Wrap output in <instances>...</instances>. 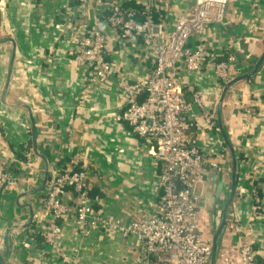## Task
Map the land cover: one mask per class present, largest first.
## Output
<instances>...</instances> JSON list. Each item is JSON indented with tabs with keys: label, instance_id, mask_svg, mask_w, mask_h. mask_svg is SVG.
Instances as JSON below:
<instances>
[{
	"label": "crops",
	"instance_id": "1",
	"mask_svg": "<svg viewBox=\"0 0 264 264\" xmlns=\"http://www.w3.org/2000/svg\"><path fill=\"white\" fill-rule=\"evenodd\" d=\"M106 1L96 10L78 0H0V161L11 176L0 191V248L9 226L29 222L9 232L8 251L0 253L3 264H62L61 254L43 241V231L52 218L44 203L46 186L40 188L45 176L43 155L48 160V175L52 167L83 168L91 202L112 218L127 221L143 212L149 214L161 199V162L126 122L114 117L125 106L120 85L145 79L153 62L143 49L120 38L105 18L111 4L131 6L138 0ZM192 2L155 0V19L163 24L165 34L174 30L177 16ZM226 10L229 22L213 23L191 34L188 43L201 47L206 61L200 70L180 77L182 84L195 85L206 106L217 103L223 88L214 72V60L230 52L241 73L252 68L264 51V0H230ZM92 26L101 27L107 40L111 68L105 81L94 79L92 66L75 58L79 37ZM193 110L201 128L193 129L190 137L221 166L216 170L206 162L208 173L198 183L203 194L197 209L205 224L202 227L213 231L230 191L231 155L218 125H206L197 104ZM222 124L237 167L220 245L239 238L255 191L264 206V59L255 72L227 89ZM76 198L70 188L63 195L70 207ZM60 223V248L70 257L66 264H126L129 260L137 264L133 235L97 228L83 236L72 215ZM254 229L256 258L264 261L263 210L255 213Z\"/></svg>",
	"mask_w": 264,
	"mask_h": 264
},
{
	"label": "built area",
	"instance_id": "2",
	"mask_svg": "<svg viewBox=\"0 0 264 264\" xmlns=\"http://www.w3.org/2000/svg\"><path fill=\"white\" fill-rule=\"evenodd\" d=\"M78 1L85 8L91 6L96 10L107 4L106 0ZM229 1L193 0L189 8L177 16L174 30L168 34L163 32L160 20L155 19V0H138L143 7L141 20L136 19L131 9L120 4L110 5L105 18L107 25L115 29L120 38L143 49L153 62L145 79L120 85L125 94V106L114 117L126 122L161 162L158 176L161 199L149 214L143 212L127 221L112 218L91 202L83 168L75 165L50 168L44 203L52 218L43 231V241L61 254L62 264L70 259L61 251L58 240L63 228L60 221L68 215L73 216L83 236L97 228L133 235L137 242V264H210L213 231L198 222L200 196L195 188L208 173L206 162L216 170L221 166L201 150L188 131L201 128L194 104L201 108L205 124L216 127V103L206 106L195 85L182 84L180 77L200 70L206 61L205 51L188 43L191 34L213 23L229 22L226 17ZM106 47L102 28L92 26L79 37L75 53L77 61L92 66L91 76L99 81L108 79L111 68ZM214 72L223 85L239 73L235 55L228 52L214 60ZM10 178L7 166L0 161V191ZM69 188L77 193L73 207L63 199ZM255 192L246 225L240 226L242 233L237 240L218 245L215 264H264L257 260L254 247L255 213L264 211L261 196Z\"/></svg>",
	"mask_w": 264,
	"mask_h": 264
},
{
	"label": "water",
	"instance_id": "3",
	"mask_svg": "<svg viewBox=\"0 0 264 264\" xmlns=\"http://www.w3.org/2000/svg\"><path fill=\"white\" fill-rule=\"evenodd\" d=\"M263 59H264V51L257 58V60H256V62L253 65L252 68L245 69L243 72L238 73L235 76L229 78L224 83L223 88H222V90L220 92V96H219V98L217 100V103H216V119H217L218 128H219V130H220V132L222 134V139H223V142L225 144L226 150L231 155V163L232 164H231L230 191L228 193L227 198L225 199V201L223 203L220 220H219L218 224L216 225L215 229L213 230L212 252H211L210 264H215V258H216V252H217L218 245H219L220 234H221V232L224 229V226L226 224L228 209H229V207L231 205V202H232V199H233L234 193H235V188H236V167H237L236 157L234 155L232 144L230 142L228 134L224 130L223 124H222V107H223L224 96H225V93H226L227 89L233 83H235V82H237V81H239L241 79H244V78L248 77L250 74H252L253 72H255L257 70V68L260 66V64L263 61ZM11 68H12V61L10 62L9 66H8V72H7L6 80H5L3 89H2L1 98H2L3 101H4V98H5L6 90H7L8 84H9V80H10ZM43 159L45 161V176H44V180H43L42 186L40 187L41 189L46 186L47 179H48V160H47L46 156H44V155H43ZM32 215L33 214L31 213L30 219H32ZM28 223L29 222H26V223L20 224V225H11V226H9L6 229V231L4 233V236H3V240H2V247L0 248V253H6L8 251V247L9 246H8L7 237H8L9 232L11 230H13V229L24 227ZM0 264H3V259H2L1 255H0Z\"/></svg>",
	"mask_w": 264,
	"mask_h": 264
},
{
	"label": "trees",
	"instance_id": "4",
	"mask_svg": "<svg viewBox=\"0 0 264 264\" xmlns=\"http://www.w3.org/2000/svg\"><path fill=\"white\" fill-rule=\"evenodd\" d=\"M120 6L124 7V8H128L131 9L134 12V16L136 17V19L141 20L143 18V7L142 4L140 2L138 3H134V5L131 6H125L123 4H121ZM110 9V7H109ZM228 52H224L222 56L218 57L217 59L223 57L225 54H227ZM194 128H190L188 132H190L189 136H193L194 133ZM29 144H27L28 146Z\"/></svg>",
	"mask_w": 264,
	"mask_h": 264
},
{
	"label": "rangeland",
	"instance_id": "5",
	"mask_svg": "<svg viewBox=\"0 0 264 264\" xmlns=\"http://www.w3.org/2000/svg\"><path fill=\"white\" fill-rule=\"evenodd\" d=\"M201 184H197V187L195 188V193L197 194V195H199V196H203V194L200 192L201 190H200V188H201ZM198 212V218H199V224H200V226H203V225H205V224H203V222H201V220H200V216H199V211H197ZM126 264H132V262L129 260V261H127L126 262Z\"/></svg>",
	"mask_w": 264,
	"mask_h": 264
}]
</instances>
